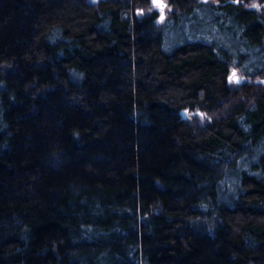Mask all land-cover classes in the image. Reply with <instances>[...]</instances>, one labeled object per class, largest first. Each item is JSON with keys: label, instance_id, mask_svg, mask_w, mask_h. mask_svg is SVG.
<instances>
[{"label": "trees", "instance_id": "trees-1", "mask_svg": "<svg viewBox=\"0 0 264 264\" xmlns=\"http://www.w3.org/2000/svg\"><path fill=\"white\" fill-rule=\"evenodd\" d=\"M153 1L0 0V264H264V0Z\"/></svg>", "mask_w": 264, "mask_h": 264}, {"label": "rangeland", "instance_id": "rangeland-1", "mask_svg": "<svg viewBox=\"0 0 264 264\" xmlns=\"http://www.w3.org/2000/svg\"><path fill=\"white\" fill-rule=\"evenodd\" d=\"M201 1H203V0H198V2H201ZM90 2L94 6H97L99 4V0H90ZM161 6L164 7V9H162ZM154 7L157 8L159 13H161L163 11L162 16L166 15V10H168V4H167L166 0H159V4L158 5L155 4ZM200 15H202V13ZM200 15L198 14L197 16L201 17ZM161 22H163V20ZM186 26L187 25H184V28L186 29V31L188 33L189 32L188 31L189 28H187ZM165 33H166L165 37H166L167 40L168 39L169 40H173L174 36L172 34L173 33L172 31H170L169 29H165ZM187 38L190 39V34L189 35L187 34ZM231 77L233 78V80H235L236 77H242V74L238 70H235V71L231 72ZM235 82H237V81H235Z\"/></svg>", "mask_w": 264, "mask_h": 264}, {"label": "water", "instance_id": "water-1", "mask_svg": "<svg viewBox=\"0 0 264 264\" xmlns=\"http://www.w3.org/2000/svg\"><path fill=\"white\" fill-rule=\"evenodd\" d=\"M89 2H90V0H89ZM90 3H91V2H90ZM153 4H154V5H155V4L158 5V4H159V0H154V1H153ZM161 8L164 9V7H162V6H161ZM162 13H163V11L161 12V14H162ZM242 79H243L242 77H236L235 81H237V82H242Z\"/></svg>", "mask_w": 264, "mask_h": 264}, {"label": "flooded vegetation", "instance_id": "flooded-vegetation-1", "mask_svg": "<svg viewBox=\"0 0 264 264\" xmlns=\"http://www.w3.org/2000/svg\"><path fill=\"white\" fill-rule=\"evenodd\" d=\"M203 1H206V0H203ZM169 9H170V6H168V10H169ZM168 10H166V13H167Z\"/></svg>", "mask_w": 264, "mask_h": 264}]
</instances>
